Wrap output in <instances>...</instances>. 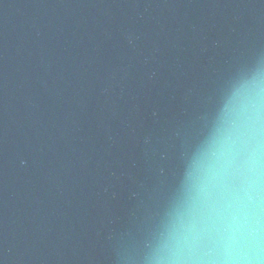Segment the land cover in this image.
Returning <instances> with one entry per match:
<instances>
[{
	"label": "water",
	"instance_id": "water-1",
	"mask_svg": "<svg viewBox=\"0 0 264 264\" xmlns=\"http://www.w3.org/2000/svg\"><path fill=\"white\" fill-rule=\"evenodd\" d=\"M264 60V0H0V264H145L185 152Z\"/></svg>",
	"mask_w": 264,
	"mask_h": 264
},
{
	"label": "clouds",
	"instance_id": "clouds-1",
	"mask_svg": "<svg viewBox=\"0 0 264 264\" xmlns=\"http://www.w3.org/2000/svg\"><path fill=\"white\" fill-rule=\"evenodd\" d=\"M145 264H264V60L222 91L185 152Z\"/></svg>",
	"mask_w": 264,
	"mask_h": 264
}]
</instances>
